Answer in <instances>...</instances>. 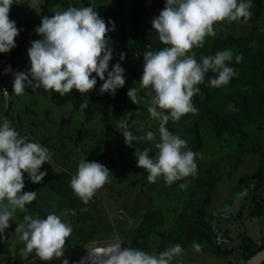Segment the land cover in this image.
I'll use <instances>...</instances> for the list:
<instances>
[{"label":"clouds","instance_id":"obj_1","mask_svg":"<svg viewBox=\"0 0 264 264\" xmlns=\"http://www.w3.org/2000/svg\"><path fill=\"white\" fill-rule=\"evenodd\" d=\"M14 3V0H0V53L15 47L14 38L22 30L8 17ZM251 8L252 0H164L162 10L151 19V29L165 46L157 51L143 52L138 83L150 97L147 112L151 119L158 121V139L153 131L144 132L140 137L133 135L127 119H122L118 125L127 146L140 139L151 142L156 149L154 156H149L147 148L134 151L136 165L147 172L149 183L162 178L170 186L197 174L195 158L199 154L188 149L187 142L171 133L166 125L169 120L177 122L182 116L198 113L191 98L199 94L197 85L204 83L207 73L215 74L207 81L208 86L214 88L226 86L237 74L229 66L233 60L230 49L202 55L199 61L191 50L202 48L206 36L217 35L215 23L241 20L246 23L253 14ZM112 30L114 24L109 21L106 27L104 19L91 5L69 6L51 16H41L40 24L34 28L40 38L30 41L26 49L29 67L13 74L12 92L20 96L25 86L31 85L34 89L51 90L63 96L75 89L85 94L81 107L86 108V94L99 79L102 81L99 93L114 94L124 85L125 79L120 63L112 64L109 70L112 48L106 34ZM241 59L240 54L235 55L236 63ZM119 60H124L123 52ZM4 71H11L10 66ZM137 91V87H132L126 92L133 104ZM228 107L234 110L231 105ZM50 158L51 151L47 147L21 135L8 119H0V240L4 239V231L15 212H24L25 206L36 198L35 191H21L24 174L30 182L39 183L46 175L40 170L41 166ZM110 178L113 177L104 165L86 162L83 157L70 177L69 187L87 204ZM178 187L184 189L186 185ZM71 232V226L56 213H48L43 218L25 214L22 221L15 224L18 241L24 245L19 249L21 258L26 259L35 252L45 264L63 255L65 240ZM122 243L113 238L107 243H95L86 248L87 257L81 258L79 264H85V260L87 264H172L173 258L184 251L179 244H174L159 253H148ZM192 248L199 252L202 245L193 241ZM61 264H69V261L63 259Z\"/></svg>","mask_w":264,"mask_h":264},{"label":"rangeland","instance_id":"obj_2","mask_svg":"<svg viewBox=\"0 0 264 264\" xmlns=\"http://www.w3.org/2000/svg\"><path fill=\"white\" fill-rule=\"evenodd\" d=\"M81 1L76 7L91 5L98 16L104 19L106 27L109 26V21L114 24V30L106 34L112 48V58L109 61V67H111L112 64L120 61V43L131 31L130 14L136 9L139 0ZM116 1H120V4H116ZM14 2L10 11L17 8L20 11L30 10L34 14L40 12L39 0H14ZM251 11L253 14L246 23L242 20L215 23L213 27L217 35L206 36L202 48L191 50L199 61L202 55L206 56V49L216 39L245 38L246 49L240 54L242 59L236 63L233 54V60L229 62V66L237 70L238 67L242 68L245 63H248V67L240 77L241 81L234 87L226 85L214 88L206 84L207 92L210 94V102L206 108L212 113L227 114L228 106L234 104L237 117L226 122L225 131L220 134L211 124L204 121L198 123L202 145L197 152L199 155L195 158L197 174L194 177L188 176L178 180L170 186L166 185L162 178L157 179L155 183H149L146 179L147 172L137 167L136 160H133L131 167L126 160H123V163L119 157L114 163L110 155H114L118 149L116 142L110 139L112 129L97 114L88 117L82 112H74L70 107H55L47 96L38 98L23 93L11 99L13 93L8 95L7 103L12 101L14 106L22 105L30 108L34 113L44 114L41 116L47 122H51L50 129L53 135L56 134L53 124L55 127L59 126L60 131L63 130L67 136L72 134L77 140V147L84 152L92 153L96 144L103 146L105 150L103 152L112 160L104 159L99 163L109 170L110 177L112 175L113 178L98 189L95 195L102 200L110 222L121 228V232L114 234L113 240L120 239L123 241L122 244L128 247L123 240L124 236L132 229H140V232L135 233V241L138 246L142 243L141 250L148 253H159L174 244H179L184 251L180 256L173 258L172 264H242L241 258L234 256L232 251L238 252L243 245L248 246L264 241V217L250 219L247 214L251 195H248L246 201L244 196L234 198L242 189L241 178L252 174L262 161L259 152L253 153L251 149L259 146L264 153V0H252ZM8 17H10L9 13ZM13 19L15 17L10 20ZM27 48L24 47V53L17 56L12 61V65L19 66L23 63ZM28 67L29 64L22 70L26 71ZM8 78L10 83L12 68ZM194 97L195 95L192 98ZM0 103L5 111L11 110V107L4 106L3 101ZM133 114L135 129H141V132L153 131L158 139L155 123L146 122L145 116L136 110ZM2 115L0 119H8L7 115ZM8 120L21 135L28 136L29 139L50 150L49 144L45 142L46 132L40 124L29 126L27 119L21 114L16 119ZM170 126L174 128L173 134L187 142L188 148L192 137L181 128L179 121L171 123ZM141 142L149 151L155 150L151 142L145 140ZM242 142L243 145H240ZM79 161L70 157L62 163L63 166L59 170H67L73 175ZM238 161H241L240 165H237ZM41 168L46 175L39 183L30 182L27 174H24V187L21 191L37 192L36 198L30 203L39 206L46 215L56 213L68 223L66 216L63 215L65 207L63 209L61 199L49 194L45 188V177L49 178L58 171L52 157L48 163L42 164ZM218 177L220 179L217 180ZM212 182H216V185L211 190ZM179 184H185L186 187L180 189ZM113 190L115 193L112 192ZM208 198L211 199L207 203ZM205 207L208 213L215 212L213 225L215 233L220 229L225 230V242H222L219 255L201 250L195 252L192 248V242H197L196 238L201 232L198 212ZM241 209L242 212L244 211L243 215L240 214ZM24 212L17 210L14 219L9 221V227L3 234L4 239L0 240V258L3 259L4 264H45L34 253H30L26 259L21 258L19 249L23 248V243L19 242L18 238L10 237L11 227L22 221ZM35 214L36 211H32L28 215ZM122 224L125 226L122 227ZM71 228L73 230V227ZM216 241L214 239L213 243ZM83 256L84 254L77 250L64 248L60 258H53L47 264H61L63 259H67L69 264H74L75 260Z\"/></svg>","mask_w":264,"mask_h":264},{"label":"trees","instance_id":"obj_3","mask_svg":"<svg viewBox=\"0 0 264 264\" xmlns=\"http://www.w3.org/2000/svg\"><path fill=\"white\" fill-rule=\"evenodd\" d=\"M39 1L40 12H35V14L30 10V12H27V10L24 11L23 8V11L16 8L9 12V19L15 17V19H13V21H15V26L22 30L19 31L18 35L14 38L15 47L10 49L7 53H0V81L4 84L8 81V74L10 72L6 73L4 71L6 67L10 66V69L12 68L13 80V70L16 69V72H20L22 68L29 64L26 54H24L23 63L19 66L12 65V61H14L17 56L24 53V47H30V41L40 38L35 33L34 28L40 24L41 16H51L57 10H64L69 6L76 7L78 3L82 2L81 0ZM115 3L120 4V1H116ZM147 3L148 0H139L136 9L130 14L131 31L122 39L119 48V54L121 52L124 53V60L118 63H120L121 67L124 69L125 83L121 88L116 89L114 94H100L98 89L102 81L97 79L96 85L86 94L87 107L82 108L81 103L85 98V94H80L75 89L63 96L51 90L44 91L42 88L34 89L31 85H26L24 91V94L30 97L36 96L38 98H44L47 96L50 103L58 108L70 107L74 112H82L88 117H91L92 114H97L103 121H106L110 125L112 129L110 139L117 144L118 152L115 151L114 155H110V157L113 159L114 163L117 161V157H119L122 162L126 160L130 167L133 165V160H136L134 156L135 149L143 150L146 146L140 139L133 141L132 146H127L124 143L122 134L119 132L121 131L118 127L120 121L122 119H127L129 130L137 137L142 136L144 132L137 131L133 126L134 110L142 113L145 116L146 122L149 124L155 123L156 126L158 125V121L149 117L147 107L150 97L145 94L146 90L139 88L138 82L142 72L143 52L147 50L157 51L165 46L158 40L157 34L151 29L150 23L151 19L162 10L164 0H152L151 8L148 7ZM31 14L34 15L31 16ZM224 49H230L234 55L241 54L246 49V39L240 37L216 39L212 45L206 49L205 53L206 55H213L216 51ZM247 67L248 63H245L242 68L238 67L237 70H235L237 74L227 85L231 87L237 85L241 81L240 77ZM109 70H111V67H109ZM92 75H94V73ZM214 75V73H207L204 83L197 85L200 92L192 98V103L198 109V113L196 115L190 114L185 119L180 118L179 120L181 128L192 137L188 149L192 150L194 153H197L202 145L198 133L199 122L204 121L211 124L216 129L217 133L220 134L225 131L226 122L232 119L234 120L237 117V114H235L236 105L234 104H231L234 110H229L227 114H225V112L220 114L217 112L212 113L206 108L210 102V94L207 92L206 84L208 79ZM12 80L9 83V95L13 93ZM132 87H137L138 89L135 104H133L126 95L127 90ZM11 99H13V94L11 95ZM1 106L0 103V113L7 115L8 119H16L18 115L21 114L27 119L29 126L40 124L46 132L45 142L49 144L48 147L51 151L53 164L58 171L49 178L45 177V188L49 194L61 199L60 203L63 209L65 207L63 215L66 216L68 224L73 227L70 236L65 240L64 248L74 249L85 254V247L96 245L95 243H107L113 238L115 233L121 232L120 226H114L110 222L111 220L106 215L102 200L94 194L87 204L82 203L69 187V180L72 174L67 170H59L61 166H63L62 163L70 157H74L77 160H81L84 157L86 162H99L104 159L110 160L111 158L103 152L105 151L103 150V146L96 144L92 153H86L77 147V140L72 134V136H67L63 130L60 131L59 126L56 125L55 127L54 124L53 127L56 130V134L53 135L50 129L51 122H47L45 118H42L44 114H41V116L40 114L34 113L30 108L22 105H16L12 108V101L8 102L6 106L12 108L10 111H5ZM171 123L173 122L169 120L166 127L173 133L174 128L170 126ZM240 145H243V142ZM105 149H107L106 146ZM251 151L253 153L259 152L262 161L252 174L245 175L241 178L240 184L242 189L237 192L234 198L244 196L246 201L248 200V195H251V206L249 205L247 214L250 219H254L264 217V153L259 146L251 149ZM155 152L156 149L149 151V156H154ZM76 156H78L79 159ZM240 163L241 161H238L237 165H240ZM40 170H42V168ZM218 179H220V177H218L217 180ZM215 183L216 182L211 183V190L214 189ZM112 192L115 193V190ZM210 199L211 198H208L206 200L207 203ZM32 211H36V214L32 216H39L41 218L46 216V213L36 204H27L25 206V212L31 214ZM25 212L24 214H26ZM71 212L73 213L71 214ZM243 213L244 211L242 212L241 209L240 214L243 215ZM198 220L201 232L196 240L202 245L201 251L212 252L219 255L222 242H225V230L220 229L215 233L213 228L215 223V212L208 213L206 207L200 209L198 212ZM123 226L125 225L122 224V227ZM11 230V239L18 238V235L15 233V225L11 227ZM136 232H140V229L130 230L128 234L124 236L123 240L128 244V247L132 246L133 248L142 249V243L139 244L140 247L136 244ZM157 235L159 236V234ZM214 239L217 240L216 243H213ZM263 249L264 241L252 243L248 246L243 245L239 248L238 252L232 251V253L234 256L241 258L242 264H246L251 257H254ZM33 253L35 254V252ZM0 260L3 262V259L0 258Z\"/></svg>","mask_w":264,"mask_h":264},{"label":"water","instance_id":"obj_4","mask_svg":"<svg viewBox=\"0 0 264 264\" xmlns=\"http://www.w3.org/2000/svg\"><path fill=\"white\" fill-rule=\"evenodd\" d=\"M148 7L151 8L152 0H148ZM189 114L182 116L181 119H185ZM88 250L85 252L84 256L82 258L87 257ZM264 262V249L258 252L254 257H251L249 261L246 264H262ZM79 264V262L77 263ZM85 264H87V261L85 260Z\"/></svg>","mask_w":264,"mask_h":264},{"label":"built area","instance_id":"obj_5","mask_svg":"<svg viewBox=\"0 0 264 264\" xmlns=\"http://www.w3.org/2000/svg\"><path fill=\"white\" fill-rule=\"evenodd\" d=\"M4 91H6V92L9 94V83L6 82V83L4 84V83H2V82L0 81V96H1V99H2V101H3V103H4V106L6 107L7 104H8V103H7L8 94L5 95ZM71 213H73V212H71ZM0 264H4V263H3V262H0Z\"/></svg>","mask_w":264,"mask_h":264},{"label":"crops","instance_id":"obj_6","mask_svg":"<svg viewBox=\"0 0 264 264\" xmlns=\"http://www.w3.org/2000/svg\"><path fill=\"white\" fill-rule=\"evenodd\" d=\"M25 54H26V53H25ZM27 58H28V57H27ZM28 61H29V60H28ZM22 69H24V68H22ZM16 71H17L16 69L13 70V74L16 73ZM21 71H23V70H21ZM21 71H20V72H21ZM9 96H10V95H9ZM13 96L15 97V94H14V93H13ZM0 102H2L1 96H0ZM13 107H14V105L12 106V108H13ZM12 108H11V109H12ZM0 111H1V108H0ZM1 116H3L2 113H0V117H1ZM87 248H88V247H87ZM86 250H87V249H86V247H85V252H86ZM79 252H81V251H79ZM85 252H84V253H85ZM75 258H76V257H75ZM81 258H82V257H81ZM81 258H79L78 260H75L74 264H76Z\"/></svg>","mask_w":264,"mask_h":264}]
</instances>
